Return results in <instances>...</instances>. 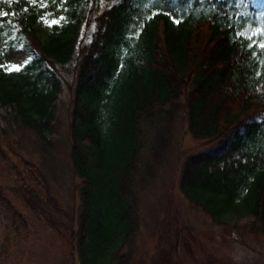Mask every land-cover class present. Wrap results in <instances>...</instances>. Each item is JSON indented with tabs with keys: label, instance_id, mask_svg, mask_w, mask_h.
Segmentation results:
<instances>
[{
	"label": "trees",
	"instance_id": "obj_1",
	"mask_svg": "<svg viewBox=\"0 0 264 264\" xmlns=\"http://www.w3.org/2000/svg\"><path fill=\"white\" fill-rule=\"evenodd\" d=\"M47 7L65 14L43 38ZM258 13L255 31L239 29ZM16 45L34 54L19 70L0 62V133L27 134L41 153L58 144L63 68L74 70L69 151L82 180L71 236L80 264L134 257L140 204L181 98L204 147L183 159L179 189L214 223L245 220L264 232V0H0V61ZM12 188L22 195L0 184V264H18L8 259L19 257L26 226Z\"/></svg>",
	"mask_w": 264,
	"mask_h": 264
},
{
	"label": "rangeland",
	"instance_id": "obj_2",
	"mask_svg": "<svg viewBox=\"0 0 264 264\" xmlns=\"http://www.w3.org/2000/svg\"><path fill=\"white\" fill-rule=\"evenodd\" d=\"M246 10L244 6L243 11ZM64 14L61 7H47L37 23L39 34L47 38L54 26L52 21H60ZM172 14L176 15L175 10ZM260 21L258 13L241 20L239 29L255 31ZM33 54L31 48L9 46L0 62L4 68L12 69ZM73 72L72 67L63 68L66 81L59 96V123L53 135L58 144L51 150L53 154L37 151L29 135L11 127L6 135L0 133V184L21 189L19 197L13 188L9 196L26 218L17 247L20 255L8 259L14 263L80 264L71 236L78 227V191L82 180L74 171L69 151L73 97L68 82L73 83ZM179 103L180 107L174 111L170 147L158 167L159 176L140 204L139 211L146 215V221L140 227L129 264H264V232L249 227L245 220L237 226L214 223L208 213L195 207L179 189L183 159L204 147L190 135L182 98ZM0 122L4 123L1 115ZM19 185L23 187L18 188ZM177 229H182L181 235ZM5 235L0 223V238Z\"/></svg>",
	"mask_w": 264,
	"mask_h": 264
},
{
	"label": "snow or ice",
	"instance_id": "obj_3",
	"mask_svg": "<svg viewBox=\"0 0 264 264\" xmlns=\"http://www.w3.org/2000/svg\"><path fill=\"white\" fill-rule=\"evenodd\" d=\"M61 19H63V17H61ZM176 22L179 23V21H176ZM52 23H58V21H52ZM12 69L19 70L20 69V66L19 65H13L12 66Z\"/></svg>",
	"mask_w": 264,
	"mask_h": 264
}]
</instances>
